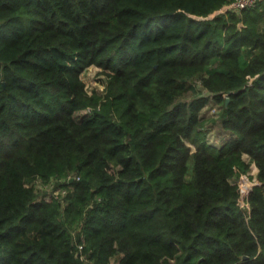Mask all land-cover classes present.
<instances>
[{
  "label": "trees",
  "instance_id": "1",
  "mask_svg": "<svg viewBox=\"0 0 264 264\" xmlns=\"http://www.w3.org/2000/svg\"><path fill=\"white\" fill-rule=\"evenodd\" d=\"M231 1L0 0V264H264V0Z\"/></svg>",
  "mask_w": 264,
  "mask_h": 264
},
{
  "label": "rangeland",
  "instance_id": "2",
  "mask_svg": "<svg viewBox=\"0 0 264 264\" xmlns=\"http://www.w3.org/2000/svg\"><path fill=\"white\" fill-rule=\"evenodd\" d=\"M105 79V75L104 74H101V71L100 69H98L97 67L95 66H90L87 70H85L83 73H82V80L85 84V89L88 93H91L93 91V89H98L99 91H102L103 90V85H102V81ZM215 108H217V105L213 106ZM213 107H209L205 112V116L207 118H210L212 120V118H215L217 115H214V116H211L213 115L214 111L212 110ZM83 113V112H82ZM81 113V114H82ZM212 124V123H211ZM211 124H208V128L209 129L207 130V133H206V140L207 142L209 143H212L214 145H219V143H217L216 139L219 140L220 142V137L216 131V129L213 127L212 128V125ZM250 168V171H249V179L248 181H246V183H244L242 180V178L240 179L235 177L232 179L233 183H239L240 187H251L252 186V183H256V174H257V168H254V167H249ZM244 180H245V177H244ZM245 186V187H244ZM254 186V185H253ZM45 188H47L45 186ZM252 188V187H251ZM49 193H47L46 195L49 196L51 193H54V190L53 188L49 189L48 190ZM47 198V197H46ZM115 259L112 261L111 264H116L115 263Z\"/></svg>",
  "mask_w": 264,
  "mask_h": 264
},
{
  "label": "built area",
  "instance_id": "3",
  "mask_svg": "<svg viewBox=\"0 0 264 264\" xmlns=\"http://www.w3.org/2000/svg\"><path fill=\"white\" fill-rule=\"evenodd\" d=\"M257 1L258 0H233L230 3L226 4L221 9V12H227V11H229V12L238 14V13H240L244 9H248V8H251V7L255 6V4H256ZM212 110L214 111L213 115H216L218 113V109L217 108L213 107ZM218 138L221 139L220 142L223 140V137L222 136H220ZM216 141H217V143H220L219 140L216 139ZM244 159L246 161H249V156L248 155H244ZM250 166L256 168V166L253 163H251ZM244 177H245V180H244ZM241 178H242L241 181H243L244 183H246V181H248V179H249V177L247 175L240 176V179ZM256 183H252V186L251 187H253V185H255ZM237 184L239 185V183H237ZM239 187H240V185H239ZM251 187H245V188L240 187V189H241V196H240L239 203H238L240 206H242V207L243 206L248 207L247 199H248V195H249V193H250V191L252 189ZM55 194H57V192H55ZM64 194H65V190L62 191V195H64ZM46 197H47V199H49L50 198V195L49 196L46 195Z\"/></svg>",
  "mask_w": 264,
  "mask_h": 264
},
{
  "label": "water",
  "instance_id": "4",
  "mask_svg": "<svg viewBox=\"0 0 264 264\" xmlns=\"http://www.w3.org/2000/svg\"><path fill=\"white\" fill-rule=\"evenodd\" d=\"M228 101H229V99L227 98L226 99V104L228 103ZM70 181H73V178H71ZM242 259L246 260V259H248V257L247 256H242Z\"/></svg>",
  "mask_w": 264,
  "mask_h": 264
}]
</instances>
